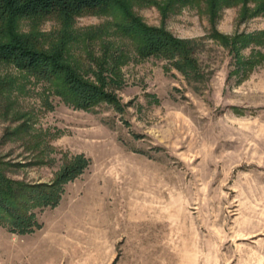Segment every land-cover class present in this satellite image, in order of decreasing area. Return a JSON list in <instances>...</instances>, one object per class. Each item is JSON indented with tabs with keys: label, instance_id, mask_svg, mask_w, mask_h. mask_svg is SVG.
I'll return each instance as SVG.
<instances>
[{
	"label": "rangeland",
	"instance_id": "374dc122",
	"mask_svg": "<svg viewBox=\"0 0 264 264\" xmlns=\"http://www.w3.org/2000/svg\"><path fill=\"white\" fill-rule=\"evenodd\" d=\"M154 2L174 7L133 10L148 26L196 42L198 76L137 59L123 40L130 61L112 92L117 104L83 111L0 64V76L19 83L0 95L5 177L50 184L64 164L87 163L61 186L55 207L33 211L40 225L33 233L0 226V264H264V16L250 17L254 5L238 4L212 25L202 2ZM109 20L85 14L75 28ZM20 30H29L28 20ZM213 30L258 44L241 50L237 65Z\"/></svg>",
	"mask_w": 264,
	"mask_h": 264
},
{
	"label": "trees",
	"instance_id": "16d2710c",
	"mask_svg": "<svg viewBox=\"0 0 264 264\" xmlns=\"http://www.w3.org/2000/svg\"><path fill=\"white\" fill-rule=\"evenodd\" d=\"M174 1L184 5L191 0ZM199 2L205 5L212 25L221 10L238 4L254 5L250 17L264 16V0H196L197 5ZM145 5L157 6L163 12L174 7L172 2L161 6L154 0H0V64L45 84L62 103L83 111L102 103L117 104L112 92L120 87V70L130 61L120 45L123 40L132 44L137 59L166 61L187 79L198 76L196 42L179 39L164 26L145 24L133 10ZM85 14L104 15L110 20L102 26L76 29V19ZM22 20L29 22L27 32L20 30ZM45 20H53L56 28L40 30ZM210 37L233 53L237 65H243L241 50L258 44L254 36L228 40L214 30ZM77 50L81 59L76 58ZM18 86L14 75L0 76V95ZM86 166L74 160L64 164L52 183L33 185L10 180L0 171V226L18 235L33 233L40 226L33 211L55 207L61 186L79 176Z\"/></svg>",
	"mask_w": 264,
	"mask_h": 264
},
{
	"label": "crops",
	"instance_id": "0c3cea01",
	"mask_svg": "<svg viewBox=\"0 0 264 264\" xmlns=\"http://www.w3.org/2000/svg\"><path fill=\"white\" fill-rule=\"evenodd\" d=\"M3 230V229H2ZM2 234V232H0V235ZM26 235H28V234H26ZM1 236H5L4 234H2ZM20 236H25V235H20Z\"/></svg>",
	"mask_w": 264,
	"mask_h": 264
}]
</instances>
